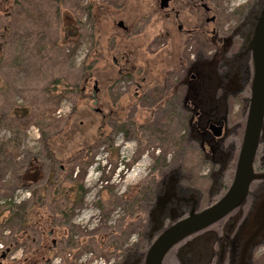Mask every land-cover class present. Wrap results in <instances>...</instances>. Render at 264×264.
<instances>
[{"label": "flooded vegetation", "instance_id": "af4514ba", "mask_svg": "<svg viewBox=\"0 0 264 264\" xmlns=\"http://www.w3.org/2000/svg\"><path fill=\"white\" fill-rule=\"evenodd\" d=\"M229 6L226 0H123L116 13L114 7L104 9L109 20L104 35L110 45L102 55L104 48L98 54L96 44L89 57L94 64L100 57L109 67L108 74L102 84L96 79L100 85L94 87L92 97L85 96V100L97 97L92 110L87 106L100 116V129L109 126L101 138L113 142L104 141L103 147L113 153L116 135L127 139L123 147L139 138L160 147L165 144L151 158L147 181L135 185V192L128 196L122 191L118 204L133 201L138 211L126 228L122 218L116 231H102L101 245L95 249L106 255L104 264H147L150 250L171 228L200 216L226 197L237 180L256 106V124L250 127V134L256 136L254 176L245 196L214 222L179 238L160 264H264V237L258 222L252 221L260 217L258 205L264 195V81H257L253 44L264 0ZM111 48L112 56L114 50L117 56L109 61ZM80 104L72 108V117L87 110L86 103ZM75 127L76 123L74 131ZM170 139L176 140L175 148ZM85 145L72 154L92 156L93 146ZM131 164L125 163L120 170H129ZM64 173L68 174L57 175L69 177L68 168ZM19 202L25 203L27 213L46 209L33 196ZM67 202L64 213L34 215L40 219L31 222L35 217L25 215L21 231L8 224L0 264H45L59 252L70 255L76 246V207L81 208L84 199L73 196ZM106 220L107 216L102 217ZM15 233L21 234L20 240H15ZM90 243L80 245L81 251L93 249ZM18 249L22 255L16 259ZM60 257L65 264L68 258ZM71 260L75 257L66 264H73Z\"/></svg>", "mask_w": 264, "mask_h": 264}, {"label": "rangeland", "instance_id": "374dc122", "mask_svg": "<svg viewBox=\"0 0 264 264\" xmlns=\"http://www.w3.org/2000/svg\"><path fill=\"white\" fill-rule=\"evenodd\" d=\"M33 1V6L29 7L24 13L19 14L17 19L12 21L13 25L8 33L4 36L0 35V85L3 87V90L0 91V113L3 115V117L0 118V144L4 142L7 143V146L8 143L10 144V147L8 146L6 148V151L0 159L3 158L5 160V156L8 158L15 156L14 161L17 168H1L2 166H0V185L2 187L0 202L12 200L14 204H17L19 201L27 202L31 199L32 191L35 190L37 186L33 184H29L28 186L16 185L15 173L17 172L15 171L21 170V172H23L27 170L29 168L30 158L33 156L36 157L39 162L42 161L45 164V173L47 176H49L53 168H55L59 176L68 174L69 172L62 174V171H66V168H68L71 173L70 176L72 181L80 176V169L76 166V163L84 158L86 159V157L83 156V152L79 153L77 150L65 159L63 158L57 161V163H55L57 165L52 163L47 139L53 136L54 132L61 131V129L58 130L59 127L57 129L55 127L53 128L52 124L47 128L46 123H55L56 125V122L59 121L61 123L60 125H62V132L65 134L70 131V127L67 126L72 117V108L75 104H78L77 106L79 107L81 106L80 103L84 105L86 103L87 110L81 109L79 116H74V119L77 118L75 120L76 126L82 131H88L91 127L90 133L93 138L88 137V140L86 139L82 146L83 148L86 146L85 144L93 146L90 148L93 153L92 156H90L91 162L85 170L83 177V206L81 208L76 207L75 211V225L79 226L83 234L79 233L74 239H77L81 234V237H79L80 240H85L87 238V240H91L89 237L95 235L98 230L104 231L114 228L116 231L118 221L122 218L125 222L123 226H125V228L127 227V224H129V221L132 219L131 215L138 211L135 209V205L134 207H128L127 203L118 204V202H116V205L111 208L107 204L106 210L108 212L109 209H111V212H109V217L104 223V221H102L101 211L96 203L102 195L105 196L106 194V196L109 197L108 200L118 201L122 195V191L125 190L126 196H128L132 193L135 185L140 182H146L151 161L154 156L159 155V149L164 150L165 144L163 143L160 147L158 144H154V142L145 143L144 140L139 138L133 141L134 144L130 141L129 146L123 147L122 144L124 143L125 145L127 139L125 140L122 135L119 137L116 135L114 137L113 153L108 151L106 147H103V142H107V140H102L101 137L105 135V129H108L109 126H107V128L103 126L105 129L102 127L100 129V116L94 115L91 111V106H94V101L97 97L96 99L86 98L85 100V96L92 97L95 93L94 87L100 85L96 82L97 78L94 77L92 69L95 60L91 63L88 54L92 51H96V44L100 46L102 51L103 47L101 42L104 41L103 55L105 54V48L110 45L104 35L106 34L105 29H107L104 9L108 8V6L114 7L113 11L116 13L121 7L123 0H111L110 4H100V6L99 4L92 3V1L98 2L101 0H67V7L63 9L64 12L62 11L58 24H56V21L53 19L54 8L45 6L42 0ZM226 1L228 5H230L229 7H235L239 3H244L248 0ZM87 3L90 4L89 7H92L91 15L87 12ZM89 17L93 19V29L92 31L90 30L92 36L89 35V33L87 34L88 28H85L80 36L76 35L73 37L72 47L66 45L64 46L66 47L64 51L53 47L54 40L56 39L55 37L60 34L58 26L63 27V22L69 20L75 21L77 18L84 24ZM111 50L113 49L111 48L107 52V56H110V59H106L109 61L117 56L114 50L113 57ZM56 77H65L68 80L76 82V87H78L82 93L79 94V91L77 94L69 93L60 96L57 91L56 95L53 96L55 91L52 90V85L50 84ZM85 82L88 85L86 89L83 88L85 87ZM81 88L83 90H81ZM114 91L115 88L112 89L111 95ZM82 94H84L83 98ZM98 99H100V96ZM87 103H89L91 110L88 108ZM16 105L19 107L32 105L30 106L31 110L29 114H24L23 117L26 118H21L19 124L15 122L17 120L9 113ZM88 117L91 118L89 124L87 120ZM170 141L167 143L170 144ZM16 142L18 146L17 148H13L12 145ZM112 142L113 141H109L107 143L111 144ZM175 142L176 140H173V142L171 141L174 148L176 147ZM82 146L80 148H82ZM121 147L122 153L120 155L119 149H121ZM174 155L176 156V153H174ZM170 158L174 157L172 156ZM124 162L132 163L131 166H129V170L124 168L120 170V167L125 164ZM113 169L114 172L112 171ZM101 179L103 180L102 183ZM42 183H44V181H42ZM69 186L72 188L71 185ZM105 187H108L106 193L104 192ZM43 204H45V200ZM141 211L143 213L142 209ZM5 214L6 216L9 215V213ZM14 227L16 228L18 226L15 225ZM7 233V229L5 228L3 237L7 235ZM99 236L96 235V238L98 239ZM1 244H3V242H0V247ZM88 244L91 246L90 241ZM84 245L85 242L83 246ZM92 246L93 249L90 247L89 250L82 252L81 248L76 244V246L74 245V247L71 248L70 255L67 253L61 255V252L58 254L68 258V260L69 258L73 259V257H75V260L70 261L74 262L73 264H90L91 262L92 264H104L106 255L101 253L100 249H95L98 248L95 246V241ZM21 255L22 251L18 249L16 259L21 257ZM60 256L54 257L45 264H64L61 263ZM68 260L65 261V264Z\"/></svg>", "mask_w": 264, "mask_h": 264}, {"label": "trees", "instance_id": "16d2710c", "mask_svg": "<svg viewBox=\"0 0 264 264\" xmlns=\"http://www.w3.org/2000/svg\"><path fill=\"white\" fill-rule=\"evenodd\" d=\"M111 0H101L98 2L92 1V3H96V4H110ZM33 0H0V35L4 36L5 34L8 33V31L10 30L12 24V21H14L15 19H17V16L19 14L24 13L26 10L29 9V7L33 6L34 3ZM41 2V1H40ZM43 4L47 7H52L54 8L53 10V19L56 21H54L56 24H58L59 22V18L60 15L63 11V9H65L67 7V0H42ZM88 6H86L87 8V12L89 15H91V8L89 7L90 4L87 3ZM98 6V7H99ZM64 12V11H63ZM92 21L93 19H91V17H89V19H87L86 23H82V21L77 18L75 21H65L63 22L64 25H62L63 27H59V32L60 34L58 36H56L55 40H54V48H57L58 50H66V45H69V47H72L73 45V37L74 36H80L85 28H88L87 34L89 33V35H91L90 30L92 31L93 29V25H92ZM109 20L105 19V22L107 23ZM111 23V22H109ZM106 26H108V24H106ZM92 36V35H91ZM104 36V35H103ZM102 36V37H103ZM76 40V39H74ZM102 43V47L104 48V41L101 42ZM63 48V49H62ZM1 51V49H0ZM101 48L100 46H98V50L97 53L101 54ZM89 55V54H88ZM87 55V57H88ZM93 72H95V76L97 78V80L100 82V84H102L104 82L105 79V74H108V69L109 67H106L105 65H103L101 58L99 57V61L97 63H95L93 65ZM111 75V74H110ZM52 85V90L55 91L54 95H56V92L58 91L60 96H63L64 94H69V93H75L77 94L80 89H78V87H76V82H73L72 80H68L65 77H56L54 80H52L51 84ZM3 90V87L0 85V91ZM51 96V97H53ZM32 105H24V106H14L10 111V115H12L14 117V119H16L17 121H15L17 124H19L21 118H26L23 117L24 114H29V111L31 110ZM25 107V108H23ZM32 112V111H31ZM3 115L0 113V118H2ZM77 118L74 119V117H71L68 126L71 128V131L66 132L65 134H63V129H62V125H60L61 123L58 121L55 123H46V127H50L52 124L53 128L55 127L56 129L58 128V130L61 129V131H57L53 133V136H51L50 138L47 139V145H48V150L50 152L51 155V160L52 163L54 165L55 164V160H61L64 157H68L73 151L77 150L78 148H80L84 141L87 139L88 137H92L91 135V127L88 129V131H82L81 129H79L77 126L75 127L76 130H73L74 124H75V120ZM55 125V126H54ZM72 125V126H71ZM77 125V124H76ZM74 131V136L71 137L72 133ZM8 146L10 147V144L8 143ZM7 143H2L0 144V157L3 156L4 152L6 151V148L8 147ZM18 143L16 142L15 144L12 145L13 148H17ZM90 156L89 154L86 155V159H82L81 161H79L78 163H76V166L79 167L80 169V176L75 179L73 181V184L75 186L76 189V194L73 195L71 193V187L69 185H71L72 183H70L71 179H69L71 176V173L69 175V177L66 178H60L58 177L55 168H53L51 170V172L49 173V176L46 175L45 173V164L41 161L39 162L36 157H31L30 161H29V168L23 172L16 170L15 173L16 174V185H21V186H28L29 184H33L36 185L37 188L35 190L32 191V196L40 199L41 201L45 200V204L44 207H46V209H40L39 211H30V212H26L25 211V203L24 202H19L17 204H14V201L12 200H5L3 202H0V242H3L4 244L7 242L6 239V235L3 237V231L5 230V228H8V224H11L13 226H18L16 228H19V230L21 231V229L23 228L22 224H21V219L25 218V215H29L32 214L33 216H46L47 213L53 214V213H64L63 207H65V205H69V202H67L71 197L75 196L76 199H83L81 192L83 191L84 188V184H83V177L85 174V170L87 169L88 165L90 164L91 160H90ZM58 158V159H56ZM15 156L14 157H6L5 156V160L2 158L0 159V166H2L1 168H8V167H14L16 168V163H15ZM38 163V164H37ZM2 164V165H1ZM37 164V165H36ZM17 169V168H16ZM79 172V171H78ZM1 176V175H0ZM47 176V177H46ZM42 181H44V183H42ZM0 183H1V178H0ZM42 183V184H41ZM60 184V185H57ZM2 190V187L0 185V192ZM135 191H132V193H134ZM131 193V194H132ZM137 194V193H135ZM107 195V194H106ZM105 195V196H106ZM104 195H102V197L99 199V201L96 203V205L98 206V208L101 211V215L102 217L107 216V218L109 217V212H111V209H109V211L107 212V206L109 205L111 208H113L116 205V202H118L117 200H108L109 197H105ZM125 203H127L128 207L133 206L134 202L133 201H129L127 200ZM108 204V205H107ZM36 206V205H35ZM38 206L43 207L41 205V203L38 204ZM81 205H77V207H80ZM34 207V205L32 206V208ZM59 208L61 209V211L59 210ZM5 213H9L8 216H6ZM34 216V217H35ZM40 218H34L32 220H29L28 222H31L35 219H40ZM5 224V225H4ZM16 228L14 227V230H16ZM79 233L83 234V231L80 230L79 226H77V231H76V235H78ZM17 234V235H16ZM103 234L102 230H98L97 233L95 235H92L91 237H89V239L92 240V243L95 241V246L99 247L101 245V235ZM21 234L15 233L14 234V238H17L15 240H20V236ZM81 235V234H80ZM78 236L76 239V244L78 245V247L80 245H83L85 242V245L88 244L89 241L91 240H80ZM96 235H100L99 238H96ZM96 238V239H95ZM94 240V241H93ZM24 241V240H23ZM21 245V244H20ZM19 245V246H20ZM63 253H61L62 255Z\"/></svg>", "mask_w": 264, "mask_h": 264}, {"label": "water", "instance_id": "95a60500", "mask_svg": "<svg viewBox=\"0 0 264 264\" xmlns=\"http://www.w3.org/2000/svg\"><path fill=\"white\" fill-rule=\"evenodd\" d=\"M253 44L256 48V53L258 56L257 81H260L262 79L264 81V8L261 12V16L258 18V24ZM256 94L260 95L261 91H256ZM257 111L258 108L256 106L254 115L252 117L253 124L250 125V127H255ZM250 127L241 153L238 165L237 180L233 189L215 207L207 210L198 217L191 218L186 223L171 228L150 250L147 264H160L165 252L179 238L183 237L189 232L203 228L209 225L210 223L214 222L216 219L226 214L233 207V204L237 198H243L245 196L247 186L249 185L254 176L252 170V161L256 148V136L252 137V135L250 134ZM262 199L263 200H261L258 205V207L262 209V211L260 212V217L258 219L253 218L252 221L254 223L258 222V227H261L260 234L264 237V195Z\"/></svg>", "mask_w": 264, "mask_h": 264}]
</instances>
